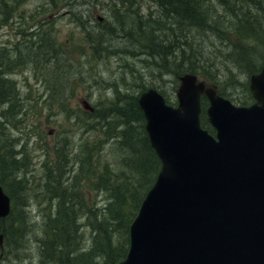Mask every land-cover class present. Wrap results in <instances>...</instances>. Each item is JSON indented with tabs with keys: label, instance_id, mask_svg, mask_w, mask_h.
I'll list each match as a JSON object with an SVG mask.
<instances>
[{
	"label": "rangeland",
	"instance_id": "obj_1",
	"mask_svg": "<svg viewBox=\"0 0 264 264\" xmlns=\"http://www.w3.org/2000/svg\"><path fill=\"white\" fill-rule=\"evenodd\" d=\"M109 1H80L74 6L75 11L82 13L83 22H79L65 0H19L12 12L13 29H9L10 26L0 28V46L14 47L18 44L22 47L20 40L23 39H19L14 29L36 25L43 32L44 39L51 38L59 50V59L51 55L33 62L30 55L28 57L25 53L22 58L26 60L14 64L15 68L9 75L21 95L20 104L23 107L15 116L14 111L7 112L0 105L2 168L9 172L8 180L17 182V188L9 186L15 193V200H11L12 215L0 221V233L3 235L0 264H56L55 259L59 257L63 258L59 264H80L81 253L87 251L91 244L96 219H99L107 200L105 186L111 182L104 179L106 175H102L104 164L111 168V141H106L104 127L96 125V117L108 110L116 99L117 91L135 90L139 95L143 86L162 90L168 101L177 102L175 91L179 84L178 76L185 72L176 75L174 71L162 74L153 72L145 65L142 54L129 52L124 45L125 39L136 46L137 42L141 43L133 34L135 25H129L126 21L123 27L119 26L117 37L110 40L126 50L127 55L106 51L103 46L108 45L106 38L99 42V30L112 27ZM136 1L140 13L154 8L150 0ZM138 9L135 5V12ZM99 16L102 18L99 19ZM127 27L129 30L125 31ZM123 33L131 37H124ZM194 38L204 51L218 52L212 46L217 44L224 54L218 57L208 55V61L217 65L215 85L203 76L198 75L199 79L214 89L221 88L225 97L235 104H239L242 98L247 100L252 96L250 75L242 71V66L235 68L232 59L226 57L224 42L196 33ZM108 46L114 49V46ZM136 48L142 50L138 46ZM262 54L264 56V47L260 50L259 59L250 61L251 67L261 63V69L264 64V61L261 62ZM195 63L209 67L200 60ZM218 83L219 86H216ZM85 99L94 107L93 112L82 106L81 101ZM82 140L91 147L81 152L78 149ZM99 140L100 144H96ZM13 151L17 152L15 159ZM62 152L67 153L69 161L60 155ZM79 155L84 159L89 155L82 171L76 162ZM8 160L13 162L9 164ZM7 166L13 169L7 170ZM55 192H66L64 205L69 204L74 209V212L67 209L69 222L61 219L66 229L62 227L63 224H56L59 231L56 239L68 237L63 252L49 242L54 238L51 226L55 221L49 223L47 218L55 213L59 200ZM20 195L24 201L18 200ZM7 225L14 226L12 231L3 230ZM46 232L52 238L47 237ZM44 244L47 251L40 252ZM113 247L117 255L121 254L123 249H118L119 244ZM71 255V260H67ZM93 261L98 262L92 258L81 264H92Z\"/></svg>",
	"mask_w": 264,
	"mask_h": 264
},
{
	"label": "water",
	"instance_id": "obj_2",
	"mask_svg": "<svg viewBox=\"0 0 264 264\" xmlns=\"http://www.w3.org/2000/svg\"><path fill=\"white\" fill-rule=\"evenodd\" d=\"M179 81L176 106L154 88L138 97L161 168L130 224L126 256L115 264H264V64L249 77L255 102L248 106L195 74ZM201 94L215 134L200 126ZM9 210L0 185V217Z\"/></svg>",
	"mask_w": 264,
	"mask_h": 264
},
{
	"label": "trees",
	"instance_id": "obj_3",
	"mask_svg": "<svg viewBox=\"0 0 264 264\" xmlns=\"http://www.w3.org/2000/svg\"><path fill=\"white\" fill-rule=\"evenodd\" d=\"M254 2L253 6L249 7L242 0H150L154 8L140 13L139 3L136 0H110L108 11L109 15L113 17L110 28L116 25L123 27V23L126 21L125 13L139 12L132 21V25H135L136 31L142 32L143 38L145 37L153 44L157 50L155 53L160 57L163 66L169 67L170 72L174 71L175 75L190 72L203 76L215 85L214 77L217 65L208 61V55L224 56L222 47L212 44L218 49V52H206L195 41L193 35L187 37L184 34L187 30L184 28L194 27L196 32L199 28L210 29L211 37L224 42L226 57L232 59L235 68L242 66V71L247 75L256 73L259 71L261 63H256L251 67L250 61L258 60L260 50L264 47V0H255ZM135 5L138 12H135ZM136 21L137 23L134 24ZM128 30L127 27L125 31ZM90 38H92L91 35ZM49 40L51 42L40 43L35 50L29 52L26 51L24 45L20 48L28 57L30 55L32 62L47 59L51 55H55V59H59L56 42L51 38ZM102 41L104 40L101 33L99 42L102 43ZM14 48H19V45L16 44ZM198 60L203 61L209 67L205 68L203 63L196 65L195 61ZM262 61H264L263 54ZM216 86H219V83ZM145 88L146 86H143L140 91ZM159 91L163 94L162 90ZM217 92L225 96V92L221 88L217 89ZM115 95L116 99L104 112L107 115H103V113L96 117V125L101 124L104 127V137H107L106 141H111L110 149L113 158L109 162L111 168L106 163L102 172L103 177L107 176L104 179L111 180V182L105 186L108 194L107 200L99 219H96L95 233L92 236L91 244L87 251L81 253L82 256L78 261L80 264L87 260L89 262L92 258L98 260V262L93 261L92 264H114L125 257L129 245V225L146 192L154 183L161 165L155 151L150 146L144 129L145 120L137 104V91H117ZM226 95L228 96V94ZM253 101L250 95L247 100L242 98L238 103L247 105ZM0 105H2L1 102ZM207 105L206 98L202 97L200 123L209 132L214 133V129L207 120ZM82 142L83 140L79 143V151L82 152L91 147V144ZM100 142L101 140L96 144H100ZM7 152L9 153V150ZM13 152L15 159L17 152ZM60 155L67 158L66 152H62ZM88 159L89 155L86 159L81 155L78 156L76 162L80 171L83 170ZM10 161L12 160H8V163ZM67 161H69L68 158ZM2 165L3 160L0 154V184L14 201L15 193L10 190L9 186L14 185L17 188V182L8 180L9 172L7 173ZM52 175L55 176L53 173ZM101 181L103 180L101 179ZM54 194L59 197V200L55 213L47 218L49 223L55 221L51 226L54 238L50 233L46 232V235L52 238L49 240L51 245L57 247L56 249L61 248V252H63L68 237L61 236L56 239L59 232L56 224L61 223L62 227L66 229V224L61 219L69 222L67 209L71 212H74V209L69 204L64 205L66 192L61 194L55 192ZM12 211L13 207H11L10 213L0 221L11 217ZM117 244H119V250L123 249L119 255L116 254L115 247H113ZM72 257L73 255L67 257V260H71ZM62 260L63 258L59 257V259H55V263L59 264Z\"/></svg>",
	"mask_w": 264,
	"mask_h": 264
},
{
	"label": "bare ground",
	"instance_id": "obj_4",
	"mask_svg": "<svg viewBox=\"0 0 264 264\" xmlns=\"http://www.w3.org/2000/svg\"><path fill=\"white\" fill-rule=\"evenodd\" d=\"M67 4L70 5L72 15L77 19L79 22L82 21V13L79 11L74 10V6H77V4L80 1L85 0H65ZM255 0H242V2H245L249 7H252ZM19 4V0H0V28L3 26H10L9 29L11 28V22H12V12L14 11L15 7H17ZM138 12V11H136ZM138 13H125L124 18L125 20L129 22V25H132V21L138 15ZM110 17V15H109ZM138 17V16H137ZM125 21V22H126ZM123 23V25L125 24ZM137 21L134 23L136 24ZM18 29H14L15 34L19 37L20 42L23 45L26 46V51H31L35 50V48L38 47L40 43H47L51 42L49 40L44 39L43 37V32L38 29V26H33V25H28V26H18ZM154 28V27H151ZM13 29V28H11ZM184 29H187L184 34L188 36L193 35L196 33L197 35H200L201 37H211V30L210 29H197V32L195 31L196 29L194 27H185ZM119 30V25H116L113 28H106V29H100L99 32L103 34V40L105 41V38L107 39L108 45L114 46V49L110 48L108 45H103L105 46V50H109L111 53H117L121 55H127L128 52L124 50L122 47L118 46V44L114 45V43H111V39L117 37L116 34ZM160 31V30H159ZM162 33V31H160ZM134 36H136L137 41L139 40L141 43L137 42V46L141 49H138L134 43L128 42L127 39H125V47L129 49V52H136L137 54H142L143 55V60L145 61V65H148L151 70L157 71L158 73L161 72H170L168 69L169 67L163 66V64L160 62V57L158 54L155 52V47L153 44L150 43V41L146 40L145 37L143 38L142 32L139 31H134L133 32ZM129 36V34L123 33V36L126 37ZM132 41V40H129ZM19 43V41H18ZM156 54V56H155ZM26 54L22 51V49L19 48H14L13 46L7 47V45H2L0 46V102L5 108L7 112H12L14 111V115L17 116L21 108L23 107L21 103V95L18 92L14 82L11 81V77L9 76L10 73L12 72V69L15 68L14 64H18V60L24 61L25 59L22 58L23 56L25 57ZM160 65V66H158ZM14 67V68H13ZM17 101H16V100ZM19 99V100H18ZM16 102L18 103L15 107ZM13 161H10V163ZM9 163V164H10ZM9 169H13V167H9ZM19 201H24V198L20 196L18 198ZM14 226L7 225L4 227V231H12ZM47 251V245L44 244L43 248L40 250V252H46Z\"/></svg>",
	"mask_w": 264,
	"mask_h": 264
}]
</instances>
